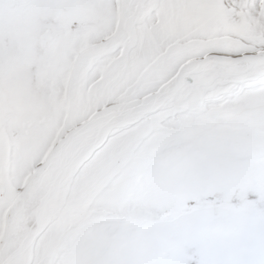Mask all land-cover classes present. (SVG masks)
I'll list each match as a JSON object with an SVG mask.
<instances>
[{
	"label": "snow or ice",
	"instance_id": "obj_1",
	"mask_svg": "<svg viewBox=\"0 0 264 264\" xmlns=\"http://www.w3.org/2000/svg\"><path fill=\"white\" fill-rule=\"evenodd\" d=\"M0 264H264V0H0Z\"/></svg>",
	"mask_w": 264,
	"mask_h": 264
}]
</instances>
